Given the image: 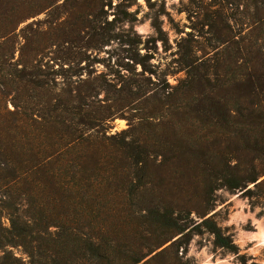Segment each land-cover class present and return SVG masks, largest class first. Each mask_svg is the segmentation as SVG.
Wrapping results in <instances>:
<instances>
[{
  "label": "rangeland",
  "instance_id": "1",
  "mask_svg": "<svg viewBox=\"0 0 264 264\" xmlns=\"http://www.w3.org/2000/svg\"><path fill=\"white\" fill-rule=\"evenodd\" d=\"M72 141H98L72 152L76 180L99 166L117 191L87 222L122 243L163 237L143 207L189 225L151 264H264V0H0V177ZM31 202L14 196L2 225L15 209L48 224ZM206 217L235 251L197 226ZM22 245L6 262L50 264Z\"/></svg>",
  "mask_w": 264,
  "mask_h": 264
},
{
  "label": "trees",
  "instance_id": "2",
  "mask_svg": "<svg viewBox=\"0 0 264 264\" xmlns=\"http://www.w3.org/2000/svg\"><path fill=\"white\" fill-rule=\"evenodd\" d=\"M172 104L176 108L181 105ZM75 141H72V144ZM86 144L72 145L70 148L61 146L56 150L58 157L50 155L47 158L33 161L25 168L18 169L19 175L0 177V264H13L6 262L11 256L14 260L18 259L8 252L10 246L22 245L24 253L30 259L35 255L50 259V264H151L166 247L156 252L149 258L155 249L162 246L167 241H171L174 235L186 234L189 225L186 222L180 223L177 217L173 216L171 210L160 212L155 206L143 207L140 211H146L144 215L146 222L161 227L163 237L152 239L148 242L133 241L121 242L118 237V227L116 225L98 223L96 221L87 222V218L95 216L105 205L99 204L100 201L112 200L117 191L106 193L102 189L104 180L99 173V166L95 168V173L91 175L78 176L80 173L81 162L77 158L71 157L72 152L77 149L85 148L89 150L96 146L98 141H85ZM98 154L97 152L95 153ZM133 163L142 162L141 151L127 153ZM131 154V155H130ZM74 171V174L71 171ZM114 176L113 169L109 171ZM111 176L105 178L110 185H114ZM234 179H228L231 187H239L240 183ZM255 181V178L249 179ZM228 183H226L227 185ZM23 185L22 192L15 193L17 186ZM228 186V185H227ZM17 188V189H14ZM94 188V190L89 189ZM26 194L31 199V206L35 207L41 215L46 214L48 224L31 228V223L27 221L33 215L20 213L17 209L10 213V228L2 225L1 216L3 210L9 209L14 196ZM14 195V196H13ZM89 200V201H88ZM109 216L116 215V211L106 209ZM73 219H69V218ZM204 226L213 236L214 243L218 247H223L229 251H235L236 247L228 235H224L219 227L210 219L204 218L197 226ZM50 226H55L56 230L51 232ZM128 231V229H123ZM130 231V230H129ZM128 231V232H129ZM146 233L149 231L144 229ZM135 234V231H133ZM36 234L37 237L31 239L26 244L23 239ZM172 240L169 246L176 241ZM47 245H42V242ZM50 241L56 246L51 250ZM35 242L37 245H32ZM26 244V245H24ZM49 252V253H48ZM46 253L47 255H43ZM56 257V258H55ZM11 258V259H12ZM32 261L30 264H34ZM243 264H246L245 262Z\"/></svg>",
  "mask_w": 264,
  "mask_h": 264
}]
</instances>
